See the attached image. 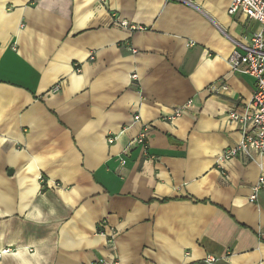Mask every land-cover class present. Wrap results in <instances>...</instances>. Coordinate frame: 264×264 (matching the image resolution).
<instances>
[{
	"label": "crops",
	"instance_id": "0c3cea01",
	"mask_svg": "<svg viewBox=\"0 0 264 264\" xmlns=\"http://www.w3.org/2000/svg\"><path fill=\"white\" fill-rule=\"evenodd\" d=\"M188 1L0 0V264H264V156L217 165L260 26Z\"/></svg>",
	"mask_w": 264,
	"mask_h": 264
},
{
	"label": "built area",
	"instance_id": "2783aa9c",
	"mask_svg": "<svg viewBox=\"0 0 264 264\" xmlns=\"http://www.w3.org/2000/svg\"><path fill=\"white\" fill-rule=\"evenodd\" d=\"M190 3L188 0H178ZM228 12L232 15L242 13L251 20L259 24V29L255 31L248 43L232 39L235 49L229 58V63L233 72L252 77L255 82V88L251 100L242 110L234 107L229 111V118L238 125L242 138L237 143L225 150L219 155L217 165L232 158H241L246 161H253L257 156H264V0H231ZM126 26V22H121ZM219 82L210 86L211 92L220 91ZM221 91H227L226 84L220 85ZM58 89V86L56 87ZM188 105L176 107L173 119L182 114ZM139 120V116L135 117ZM150 125L146 124L136 138V142L143 151L147 153L148 142L147 133ZM115 138H110L109 142H114ZM264 185V176H260L258 182L253 186V193L250 196L251 201H256L260 190ZM5 251L0 252V257ZM217 261L214 256H207L205 262L211 264ZM115 264H118L116 261Z\"/></svg>",
	"mask_w": 264,
	"mask_h": 264
},
{
	"label": "water",
	"instance_id": "95a60500",
	"mask_svg": "<svg viewBox=\"0 0 264 264\" xmlns=\"http://www.w3.org/2000/svg\"><path fill=\"white\" fill-rule=\"evenodd\" d=\"M9 173H12V170H9Z\"/></svg>",
	"mask_w": 264,
	"mask_h": 264
}]
</instances>
